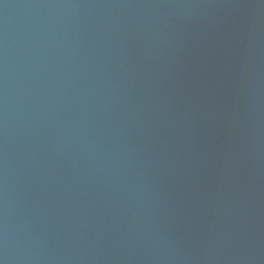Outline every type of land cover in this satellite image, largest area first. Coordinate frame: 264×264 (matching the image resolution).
Wrapping results in <instances>:
<instances>
[{"label": "water", "instance_id": "water-1", "mask_svg": "<svg viewBox=\"0 0 264 264\" xmlns=\"http://www.w3.org/2000/svg\"><path fill=\"white\" fill-rule=\"evenodd\" d=\"M0 264H264V0H0Z\"/></svg>", "mask_w": 264, "mask_h": 264}]
</instances>
